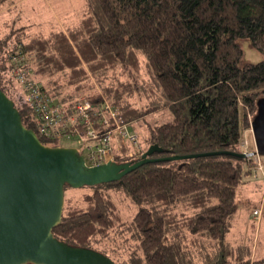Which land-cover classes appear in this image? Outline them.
Masks as SVG:
<instances>
[{
    "label": "trees",
    "instance_id": "trees-1",
    "mask_svg": "<svg viewBox=\"0 0 264 264\" xmlns=\"http://www.w3.org/2000/svg\"><path fill=\"white\" fill-rule=\"evenodd\" d=\"M10 34L9 49V39L0 38V88L18 97L24 124L37 133L12 69L18 51L35 76L49 77L42 87L56 102L81 95L94 104L109 101L129 125L165 107L173 114L139 135L142 154L157 144L161 150L149 157L159 160L122 181L66 196L54 235L118 264H229L224 240L253 167L240 156L242 140L264 99V0H86L81 17L66 28L44 33L23 26ZM244 40L261 61L242 62ZM115 146L116 161H128L132 143ZM191 154L199 155L167 158ZM81 188L67 185L66 194ZM124 199L133 207L130 220ZM114 235L139 254L120 262L99 247Z\"/></svg>",
    "mask_w": 264,
    "mask_h": 264
},
{
    "label": "water",
    "instance_id": "water-1",
    "mask_svg": "<svg viewBox=\"0 0 264 264\" xmlns=\"http://www.w3.org/2000/svg\"><path fill=\"white\" fill-rule=\"evenodd\" d=\"M251 129L257 152L264 156V99L258 102ZM160 150L153 144L138 160L89 165L76 146L45 144L0 88V264H118L99 250L71 245L54 235L63 217L66 186L122 181L134 169L159 160L149 156ZM222 153L228 152L209 154Z\"/></svg>",
    "mask_w": 264,
    "mask_h": 264
},
{
    "label": "rangeland",
    "instance_id": "rangeland-1",
    "mask_svg": "<svg viewBox=\"0 0 264 264\" xmlns=\"http://www.w3.org/2000/svg\"><path fill=\"white\" fill-rule=\"evenodd\" d=\"M86 0H7L0 6V38L9 39L6 48L11 47L13 42L11 32L17 28L27 26L29 31H37L48 33L53 27H64L76 22L82 13V9ZM30 26V27H29ZM31 29V30H30ZM244 56L242 62L256 63L263 59V55L254 48L248 40L242 41ZM147 79L146 71L141 75ZM42 82L49 80V77L36 76ZM93 83L96 81L90 77ZM13 100L18 101L17 96H13ZM138 100V99H136ZM253 116H249L250 128L247 133L245 130L242 143L248 140L255 146V139L251 129V120ZM173 114L168 107L157 110L151 114H147L143 118L132 122L128 127L131 131H137L139 135L148 134L151 129L171 121ZM250 137V138H249ZM78 136L70 137L62 142L63 146H77L76 140ZM80 145V143H79ZM263 170L260 172V179L253 178L254 172L249 174L245 179V183L239 188L238 203L239 208L232 216L231 227L224 240L227 257L230 259L229 264H256L264 262V156H262ZM252 172V171H251ZM86 190V191H84ZM86 188L67 189V197H78L80 193L88 192ZM120 198H118V201ZM122 210L127 220H130L133 213L132 206L126 207V200H121ZM128 205V204H127ZM257 207L263 210L262 217L259 222H253L251 211ZM253 214V213H252ZM254 217V216H253ZM251 218V219H250ZM130 234V233H129ZM99 247L105 248L115 259L120 262L128 261L137 247L132 243H124L117 239L114 235L112 240L103 239ZM139 254V252H138ZM137 254V255H138Z\"/></svg>",
    "mask_w": 264,
    "mask_h": 264
},
{
    "label": "built area",
    "instance_id": "built-area-1",
    "mask_svg": "<svg viewBox=\"0 0 264 264\" xmlns=\"http://www.w3.org/2000/svg\"><path fill=\"white\" fill-rule=\"evenodd\" d=\"M27 55L18 51L13 55V73L22 85L27 105L33 110L38 134L49 142H62L70 137L78 136L77 146L89 165H99L109 161H116V144L125 141L132 143L128 151V160L139 159V134L128 130V123L120 111L109 101L94 104L81 95L73 101L56 102L47 89H43L39 80L25 66ZM80 143V145H79ZM248 140L242 146L249 160L253 161L252 175L260 179L263 170L262 156L256 146L251 147ZM252 221L259 222L263 210L257 207L252 212ZM254 216V217H253Z\"/></svg>",
    "mask_w": 264,
    "mask_h": 264
},
{
    "label": "crops",
    "instance_id": "crops-1",
    "mask_svg": "<svg viewBox=\"0 0 264 264\" xmlns=\"http://www.w3.org/2000/svg\"><path fill=\"white\" fill-rule=\"evenodd\" d=\"M54 28H55V27H53L52 29H54ZM52 29H51V30H52ZM49 31H50V29H49ZM133 132H137V131H133ZM246 132H247V133H250V132H248V130H246ZM245 135H247V137H248V134L245 133ZM249 138H250V137H249ZM251 145H252L251 147L254 146V144H251ZM251 216H252V211H251ZM250 219H251V218H250Z\"/></svg>",
    "mask_w": 264,
    "mask_h": 264
},
{
    "label": "clouds",
    "instance_id": "clouds-1",
    "mask_svg": "<svg viewBox=\"0 0 264 264\" xmlns=\"http://www.w3.org/2000/svg\"><path fill=\"white\" fill-rule=\"evenodd\" d=\"M252 121V120H251ZM128 125H129V123H128ZM128 130H129V127H128ZM35 131V130H34ZM130 132H133V131H131V130H129ZM36 132V131H35ZM37 133V132H36ZM135 133H138V132H135ZM38 134V133H37ZM139 134V133H138ZM39 135V134H38ZM39 137H40V135H39ZM142 156V155H141ZM140 159V158H139ZM136 160H138V159H136ZM128 161H134V160H128Z\"/></svg>",
    "mask_w": 264,
    "mask_h": 264
}]
</instances>
